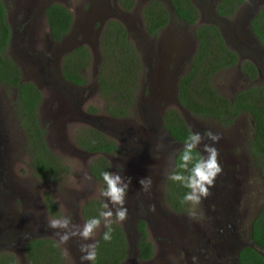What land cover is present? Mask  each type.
Listing matches in <instances>:
<instances>
[{"label":"rangeland","instance_id":"1","mask_svg":"<svg viewBox=\"0 0 264 264\" xmlns=\"http://www.w3.org/2000/svg\"><path fill=\"white\" fill-rule=\"evenodd\" d=\"M3 1L11 25L17 27L25 6L40 8L45 0H24L19 12L22 0ZM53 1L66 5L73 17L70 30L55 51L60 56L75 43L87 45L91 59L82 70L86 83L72 88L61 79L59 59H50L55 51H45L48 25L44 21L36 28L26 27L22 37L14 33L6 51L20 66L22 78L39 87L43 97L38 114L46 128V139L68 164L69 172L59 184L32 174L25 135L11 106L14 90L0 82V247L12 252L18 264H29L22 248L23 237L50 236L62 249L64 264H88L103 224L115 220L124 228L129 241L128 255L120 264H234L235 249L248 240L249 222L264 202V185L247 147L254 122L247 111L239 113L228 125L213 117L193 114L178 101L176 77L188 68L196 45L194 26L211 21L220 27L226 44L238 56L235 65L213 74V86L229 97L246 86L250 81L240 72L238 63L250 57L260 59L246 27L254 0H247L231 17L216 14L215 0H192L198 10L194 24L176 17L169 0H162L169 20L154 35L146 32L142 19L148 0H134L129 10H124L118 0ZM107 18L123 22L145 64L136 101L131 113L123 118L105 112L96 80L101 29ZM158 46L163 49L162 58H157ZM157 65L164 67L168 77L161 79L154 72ZM255 80L264 78L257 74ZM90 106L96 110L90 111ZM168 108L175 109L193 131V145L202 155L200 170L182 212L171 209L161 184L166 172L173 169L171 160L177 149L163 127L162 116ZM88 125L99 127L115 141L117 149L107 154L82 149L75 135L80 127ZM127 125L133 127L135 136L124 132ZM98 156L105 157L111 165L106 186L89 170L90 162ZM225 178L229 183L221 185ZM46 191L54 198L58 216L45 209ZM92 197L104 203L101 221L93 227L81 213L83 202ZM139 217L147 222L148 238L153 245L150 259L137 257L135 221ZM206 237L212 242H206ZM209 246L215 247L216 252ZM260 250L264 257V249Z\"/></svg>","mask_w":264,"mask_h":264},{"label":"trees","instance_id":"2","mask_svg":"<svg viewBox=\"0 0 264 264\" xmlns=\"http://www.w3.org/2000/svg\"><path fill=\"white\" fill-rule=\"evenodd\" d=\"M176 17L188 24H194L198 10L192 0H169ZM243 0H217L215 12L219 16L231 17ZM124 10H129L134 0H118ZM44 15L48 33L55 40L62 38L70 30L72 13L62 3L52 1L45 6ZM144 28L149 34H156L169 20L166 4L162 0H148L142 9ZM254 36L264 44V4L251 19ZM11 28L7 20L6 7L0 0V82L15 89L12 99L13 109L25 134V149L28 164L33 175L62 183L69 166L56 154L46 139V128L41 125L38 109L42 101L39 87L31 80L22 78L21 68L7 53ZM196 45L188 69L178 77L177 98L190 112L201 117H213L223 125L230 124L243 111L249 112L254 122L253 135L248 140V149L257 164L264 185V83H251L241 87L232 97L218 91L212 84L213 74L218 70L233 66L238 61L236 50L226 44L220 27L211 21L194 26ZM100 63L97 70V84L103 96L105 112L116 118L126 117L136 101L141 86L145 64L129 37L122 21L107 18L100 35ZM91 59L89 48L80 43L62 56L61 74L63 78L77 85H84L86 77L82 73ZM240 69L252 79L257 68L249 60L240 63ZM95 111L94 106L89 107ZM163 126L174 141L185 146L176 149L173 169L165 180V200L176 212H182L199 171L202 156L192 144L194 133L182 116L173 108H168L162 116ZM80 147L89 152H113L117 149L114 140L93 126L80 127L75 135ZM92 176L106 186L110 178V162L98 156L89 164ZM46 211L58 216L59 210L52 194L43 195ZM104 203L92 197L81 206L84 220L90 226L101 221ZM137 233V257L147 259L153 255V245L148 238L146 221H135ZM249 237L254 245H243L238 251V264H264V257L258 249H264V202L250 221ZM24 251L29 264H64V256L58 242L50 236L28 237ZM129 252V241L124 228L115 220L103 224L97 235L89 258V264H120ZM0 264H18L14 254L0 249Z\"/></svg>","mask_w":264,"mask_h":264},{"label":"flooded vegetation","instance_id":"3","mask_svg":"<svg viewBox=\"0 0 264 264\" xmlns=\"http://www.w3.org/2000/svg\"><path fill=\"white\" fill-rule=\"evenodd\" d=\"M24 0H22L21 1V3H20V6H19V9H18V12L19 11H21L22 10V5H23V2ZM31 1H33V0H31ZM53 0H45L44 2H43V4H42V6L39 8V7H37V6H35V8H32L31 6H29V4L27 5V6H25V9H24V12H23V14H22V16H21V18L16 22L17 23V27H14V25L12 24L11 25V23H10V21H9V16H8V12H7V10H6V14H7V20H8V22H9V25H10V28H11V35H10V41H11V39H12V36H13V34L14 33H19V37H22V34H25V32H24V29L27 27H30L31 26V29L34 27V28H36V27H38V26H40L41 25V23H42V21H44V22H46V17H45V15H44V9H45V6L48 4V3H50V2H52ZM216 1L217 0H215L214 1V5L216 4ZM25 2H29V0H25ZM247 2V0H243V2L242 3H240L239 5H238V7H237V9H239L240 8V6H242V5H244L245 3ZM30 3V2H29ZM37 3V2H36ZM264 4V0H254L253 1V6H255L254 8H253V11H251L252 13L247 17V21H246V27H247V29H248V31H249V34L251 35V38L254 40V42L256 43L255 45H254V49H257L258 51H259V53H260V59L259 58H255V57H250L249 59H247V60H249V61H251V62H253L254 64H255V66H256V68H257V73H256V75L258 74V75H260L262 78H264V75H263V73H262V68L264 69V44L263 43H261L255 36H254V34L252 33V30H251V19L253 18V16L256 14V12L258 11V9L262 6ZM37 5V4H36ZM237 9H236V11H237ZM42 18H43V20H42ZM29 19V21H27V22H29V24H28V26H27V23L25 22L26 20H28ZM72 22H73V20H72ZM47 23V22H46ZM72 24L73 23H71V26H72ZM71 28V27H70ZM21 29V30H20ZM67 35V33L62 37V38H60L59 40H55L54 38H52L50 35H49V33L47 32V34L45 35V38H44V42H45V46H47L46 47V49H45V51H48V50H52V51H55L56 50V48H57V44L60 42H62L64 39H65V36ZM175 41H179V40H175ZM180 43V42H179ZM9 44H10V42H9ZM47 44V45H46ZM78 44H80V43H75L74 45H72L69 49H66L65 51H63L61 54H60V56L57 54V51H55V53H53L52 55V57L50 58V59H55V58H57V60L59 59V71H60V74H61V64H62V56H63V54L65 53V52H67V51H69V50H71L72 48H74L75 46H77ZM168 44V43H167ZM169 45V44H168ZM162 48H164V46L162 47ZM48 49V50H47ZM195 49V48H194ZM194 49H193V52H194ZM45 51H43V52H41V54L43 53H45ZM157 51H159L158 52V56H157V58L160 56L161 58H162V51H163V49H161L159 46H158V50ZM161 51V52H160ZM165 51H166V49H165ZM193 52H192V54H193ZM161 53V54H160ZM192 54H191V57H192ZM59 56V57H58ZM166 61H168L167 59H166ZM190 61H191V58H190ZM242 61H244V60H242ZM242 61H240L239 63H238V69L240 70V72H242L243 73V75L247 78V80H249L250 82L248 83V84H251V83H264V81H256L255 80V77L254 78H252V79H250L248 76H247V74L244 72V71H242L241 69H240V63L242 62ZM189 65H190V62H189ZM189 65H188V67H189ZM231 67V66H230ZM188 69V68H187ZM154 72L161 78V79H164V77H168L167 76V72H165V70H164V67L162 66V65H157L156 66V69H154ZM184 73V72H183ZM181 74H178L177 75V77H176V90L178 89V77L180 76ZM61 79L63 80V81H65V83L67 84V85H69V87L71 86L72 88H79V87H81V86H83V85H77V84H74V83H72L71 81H69V80H66L65 78H63V76H62V74H61ZM159 82L160 81H158L157 83L159 84ZM247 84V85H248ZM8 86V85H7ZM142 89H144L143 88V86H142ZM240 89V88H239ZM238 89V90H239ZM13 90H14V95H13V98H14V96H15V89L13 88ZM237 90V91H238ZM233 96V95H232ZM231 96V97H232ZM12 98V99H13ZM12 101V100H11ZM11 106H12V110H13V114L15 115V112H14V109H13V103L11 102ZM244 112V111H243ZM239 115V114H238ZM14 117H16V115L14 116ZM236 117H237V115L234 117V119H236ZM16 119V121L18 122V119H17V117L15 118ZM233 119V120H234ZM41 122V121H40ZM19 124V123H18ZM41 125H42V123H41ZM88 126H91V125H88ZM21 127V126H20ZM93 127H96V128H98V129H100L99 127H97V126H93ZM164 127V126H163ZM165 128V127H164ZM22 129V128H21ZM166 129V128H165ZM101 130V129H100ZM124 132L126 133V132H129V133H132V136H135L136 135V133H135V130L133 129V127L131 126V125H127L125 128H124ZM102 131V130H101ZM131 131V132H130ZM166 132H167V134L169 135V136H171L170 134H169V132L166 130ZM253 132H254V130H253ZM253 132H252V135H253ZM23 133H24V131H23ZM25 135V134H24ZM251 135V136H252ZM250 136V137H251ZM249 137V138H250ZM246 140H248V138L246 139ZM26 142V141H25ZM192 144H193V141H192ZM83 149V148H82ZM26 150V149H25ZM85 150V149H84ZM86 151V150H85ZM27 152V151H26ZM86 152H89V151H86ZM247 152V151H246ZM92 153H102V154H107V153H110V152H104V151H101V152H92ZM250 153V152H249ZM174 154H175V152L173 153V156H174ZM202 156V155H201ZM250 156L252 157V155H251V153H250ZM252 159H253V157H252ZM172 165H173V157H172ZM253 161H254V159H253ZM255 162V161H254ZM201 164H202V160H201ZM201 164H200V166H201ZM255 165L257 166V164L255 163ZM200 166H199V170H200ZM110 167H111V165H110ZM245 169H247V168H245ZM257 169H258V172H259V174H260V170H259V168H258V166H257ZM171 170V169H170ZM170 170H168L167 172H166V175H164L163 176V180H162V185H164L165 186V180H166V178H167V176H168V174H169V172H170ZM248 171V170H247ZM261 176V175H260ZM164 178H165V180H164ZM223 181V182H222ZM221 181V185H227V183H229L228 181H227V179L225 178V180L223 179ZM208 187H209V185H208ZM165 188V187H164ZM226 193H228L229 192V190H226L225 191ZM209 194H210V192H209ZM227 198V197H226ZM257 212V211H256ZM256 212L254 213V215L256 214ZM220 215H221V217H224V213H220ZM227 215V214H226ZM254 215H253V217H254ZM227 216H229V215H227ZM252 217V218H253ZM139 218H142V217H139ZM251 218V219H252ZM144 219V218H143ZM145 220V219H144ZM146 221V220H145ZM251 221V220H250ZM146 226H147V222H146ZM222 229H220V231H221ZM224 230V229H223ZM233 230V229H232ZM249 230H250V222H249V225H248V240L247 241H243L242 243H240L238 246H237V248L235 249V258H234V264H238V258H237V255H238V251H239V249L243 246V245H246V244H250L251 245V243H253V242H251V240H250V237H249ZM224 232H227V229H225L224 230ZM233 232V231H232ZM34 236H39V235H28L27 237H23V240L21 241L22 242V248H23V250H24V247H23V245H24V242L27 240V238L29 237H34ZM206 242H212V240L209 238V237H206ZM219 244V243H218ZM210 247V249L214 252L215 251V247H211V246H209ZM221 247V251L223 250V247L224 246H220ZM0 249H2L1 247H0ZM216 252V251H215ZM227 252V251H226ZM224 253V252H223ZM216 254V253H215ZM218 255H219V253H217ZM152 257V256H151ZM150 257V258H151ZM150 258H147V259H150ZM206 261H209L208 259L206 260ZM88 264H89V262H88ZM201 264V263H200ZM208 264H219V263H208Z\"/></svg>","mask_w":264,"mask_h":264},{"label":"water","instance_id":"4","mask_svg":"<svg viewBox=\"0 0 264 264\" xmlns=\"http://www.w3.org/2000/svg\"><path fill=\"white\" fill-rule=\"evenodd\" d=\"M102 26H103V24H102ZM102 30V29H101ZM170 138H172L173 139V137L172 136H170ZM175 142V144L177 145V148H179V147H183V146H185L186 145V143H184V142H177V141H174ZM251 245H254L253 243H251ZM260 252H261V250L260 249H258Z\"/></svg>","mask_w":264,"mask_h":264}]
</instances>
